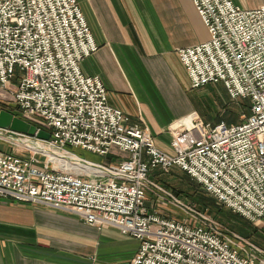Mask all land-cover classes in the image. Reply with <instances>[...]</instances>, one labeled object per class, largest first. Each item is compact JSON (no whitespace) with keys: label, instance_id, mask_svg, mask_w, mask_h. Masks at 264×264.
<instances>
[{"label":"built area","instance_id":"1","mask_svg":"<svg viewBox=\"0 0 264 264\" xmlns=\"http://www.w3.org/2000/svg\"><path fill=\"white\" fill-rule=\"evenodd\" d=\"M192 2L210 34L208 42L178 51L192 89L222 84L234 102L248 101L249 113L234 126L199 118L180 123L168 153L109 104L101 78L82 71L99 47L78 0H0V91L22 120L51 135L43 141L0 129L29 153L0 150V199L64 211L98 230L114 228L140 242L131 264H263L254 246L211 219L190 210L195 222H183L147 205L151 192L161 205L189 212L150 180L151 169H179L225 209L264 223V7ZM32 140L62 151L70 166L49 159ZM72 148L128 156L107 165ZM41 155L48 158L44 165Z\"/></svg>","mask_w":264,"mask_h":264},{"label":"crops","instance_id":"2","mask_svg":"<svg viewBox=\"0 0 264 264\" xmlns=\"http://www.w3.org/2000/svg\"><path fill=\"white\" fill-rule=\"evenodd\" d=\"M232 2L243 10L264 7V0ZM78 3L99 47L82 71L101 78L109 104L170 153L171 133L179 124L201 119L196 89L178 55L210 40L192 0ZM149 197L148 207L164 212L158 210L160 198L151 192ZM139 249L138 240L114 228L98 230L64 211L0 199V264H131Z\"/></svg>","mask_w":264,"mask_h":264},{"label":"rangeland","instance_id":"3","mask_svg":"<svg viewBox=\"0 0 264 264\" xmlns=\"http://www.w3.org/2000/svg\"><path fill=\"white\" fill-rule=\"evenodd\" d=\"M195 93L196 95H194ZM195 93L193 94V97L195 99L196 96V111L199 113L203 122L207 124L215 125L221 122H226L227 125L234 126L241 123L243 116L249 113H246L241 107L240 103L243 101L234 102L222 84L218 86H205L196 89ZM1 111L9 112L20 118V115L11 102L10 95H6L2 91H0V112ZM17 114L19 116H17ZM23 140L25 141L26 139L23 138ZM32 142L36 148L39 150L44 149L45 153L48 155L55 151L63 153L48 144L36 140H32ZM18 143L19 142L13 140H8L7 136L0 132V150L5 152H18L24 154V158H28L29 153L24 150L22 145L18 146ZM70 151L84 159L107 165L119 163L120 160H123V157L127 158L128 156V154L116 149L113 151L115 156L108 158L94 155L90 152L83 151L82 149L72 148ZM119 156H121V158ZM39 159L41 165H44L48 158L41 155L39 156ZM49 159H51V156ZM150 178L153 181H158L165 189L175 193L180 201L189 206V212L182 210L179 207L171 208L169 207V204L165 206L159 204L158 210L162 209L169 217L183 222H195L194 218L191 216L192 212L190 210L211 219L215 224V227L233 235H237L246 240L251 246H254L259 251L256 257L259 259V262L264 264V223L252 224L241 217L234 215L231 211L219 205L192 179L184 176V173L179 169L173 170L170 174H164L160 169H151ZM150 199L151 198L149 197L148 201ZM218 208H222V211L218 210ZM198 220H200V218H198ZM198 220H196V224L200 223Z\"/></svg>","mask_w":264,"mask_h":264},{"label":"water","instance_id":"4","mask_svg":"<svg viewBox=\"0 0 264 264\" xmlns=\"http://www.w3.org/2000/svg\"><path fill=\"white\" fill-rule=\"evenodd\" d=\"M0 129L37 137L43 141H49L51 139L50 133L38 131L36 126L6 111L0 112Z\"/></svg>","mask_w":264,"mask_h":264},{"label":"bare ground","instance_id":"5","mask_svg":"<svg viewBox=\"0 0 264 264\" xmlns=\"http://www.w3.org/2000/svg\"><path fill=\"white\" fill-rule=\"evenodd\" d=\"M45 154H47V153H45ZM49 156H51V160H54L55 162H57V163H59V164H61L63 166H65V165L70 166L69 163L68 164L66 163L67 160H65L63 158L64 157V154L61 153V152H59V151H55L53 153H50ZM72 168H74V169L76 168L78 171H86L88 173H93L94 172V170H91V169L87 168L86 166H81V165H77V166L74 165V166H72Z\"/></svg>","mask_w":264,"mask_h":264},{"label":"trees","instance_id":"6","mask_svg":"<svg viewBox=\"0 0 264 264\" xmlns=\"http://www.w3.org/2000/svg\"><path fill=\"white\" fill-rule=\"evenodd\" d=\"M240 105H241V107L244 109V111L246 112V113H248L249 112V103H248V101H243V102H241L240 103ZM19 114V113H18ZM17 114V116H19ZM179 192V191H178ZM219 207V206H218ZM218 210H220V211H222V208H218ZM235 215V214H234ZM237 216V215H236Z\"/></svg>","mask_w":264,"mask_h":264}]
</instances>
